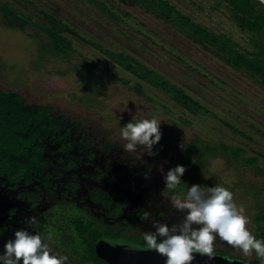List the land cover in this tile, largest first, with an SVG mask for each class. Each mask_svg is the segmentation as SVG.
<instances>
[{
    "label": "rangeland",
    "instance_id": "obj_1",
    "mask_svg": "<svg viewBox=\"0 0 264 264\" xmlns=\"http://www.w3.org/2000/svg\"><path fill=\"white\" fill-rule=\"evenodd\" d=\"M0 1L9 3L32 23H43L40 11L58 18L79 34V37L64 34L72 41L70 58L85 56L97 67L108 71L98 83L101 95L97 97L82 90L79 72L70 68L67 59L49 55L39 63L36 56L42 35L36 29H7L0 25L2 91H16L27 104L52 106L72 122L89 124V129L97 132L98 142L112 141L120 146L127 143L121 137V127L131 121L155 117L161 121L162 133V140L152 149L156 154L148 155L143 146H138L131 154L153 164L160 172L159 180L163 185L164 174L173 167L172 154L165 153L164 145L186 143L194 135L201 136L204 143L236 145L245 151V157H254L258 167L264 169V80L227 62L213 43L202 40L189 28L180 30L173 27L149 8L129 0ZM166 2L171 18L177 13L183 20L216 34L238 53L250 58L256 54L264 63V53L258 54L253 46L254 36L241 30L230 19L227 3L223 0ZM85 39L112 53L128 54L140 64H145L153 73L160 74L198 99L204 109L191 116L164 92L134 78ZM121 77L128 82L119 83L117 79ZM139 91L153 102L142 98ZM88 97L94 102L80 101ZM157 103L164 104L168 111H162ZM182 120L188 124L184 125ZM205 163L203 174L194 170L192 175L216 173L228 183L234 202L244 208L249 221L246 227L249 228L250 205L255 200L261 203L263 200L264 203V183L255 185L254 191L260 197L248 191L243 196L241 189H237L240 181L235 184L242 170L247 174L243 166H229L221 158ZM161 166L163 173L159 170ZM239 254L250 258L241 252Z\"/></svg>",
    "mask_w": 264,
    "mask_h": 264
},
{
    "label": "trees",
    "instance_id": "obj_2",
    "mask_svg": "<svg viewBox=\"0 0 264 264\" xmlns=\"http://www.w3.org/2000/svg\"><path fill=\"white\" fill-rule=\"evenodd\" d=\"M131 3L143 5L157 16L163 17L173 27L177 29L189 28L200 35L201 39L213 43L224 55V59L232 63L237 69H245L252 75L264 80V63L258 55L253 58L238 53L228 42H222L219 36L202 28L200 25L183 20L181 16L175 13L171 18L169 5L166 0H129ZM227 3V12L238 27L254 36L253 46L258 54L264 53V3L259 0H223ZM43 23H32L21 12H18L7 2L0 1V25L7 29L24 30L26 27H33L41 35V42L38 44V54L36 57L39 63L47 56L67 59L70 68L79 72L80 87L83 91L101 95L98 83L108 73L106 69H101L85 56L78 55L77 58H70L73 54L72 41L64 34L79 37V34L67 24L58 20L51 14L40 11ZM96 49V43L85 39ZM48 50V51H47ZM100 52L113 61L116 65L121 66L130 73L134 78L141 79L148 85L164 92L173 102L180 105L191 116L198 115L204 109L198 99L192 98L183 89L165 79L158 73H153L143 64L137 62L134 58L129 57L123 52L112 53L105 50ZM41 61V62H40ZM263 61V60H262ZM58 72V70H57ZM60 73V72H58ZM62 73V72H61ZM115 77L114 75H111ZM117 81L128 82V79L121 77ZM138 92V91H137ZM142 98L149 102L147 96L139 91ZM80 101L94 102L91 97ZM166 111L165 105H161ZM58 109L52 106L38 104H27L21 95L16 91H2L0 89V177L8 179L10 182L16 181L17 178H24L25 182L29 180V175L35 174L43 181L46 180V164L42 159L45 152V141L50 136L52 143L58 144L55 152L64 154L70 150L71 137L70 130L63 126L64 117L60 115ZM224 125L227 126L226 123ZM232 130L237 131L232 128ZM162 140V138H161ZM165 141V140H164ZM163 141V142H164ZM163 149L170 151H180L181 165L185 167V174L181 177V184L175 190L165 187L166 193L173 198L176 195L184 197L188 187L200 185L202 187H212L220 185L228 187V183L219 178L218 174H203L207 162V156L213 153L215 156L222 157L225 162L233 160L234 162L253 165V158L245 159L242 157L245 152L236 145H213L205 146L198 138L193 139L190 144L185 145L183 150L172 145H164ZM56 161L60 162L56 157ZM67 167H73V162L67 161ZM254 167V166H253ZM200 170L201 174L196 177L192 171ZM258 172H263L259 170ZM264 173V172H263ZM234 188V187H232ZM245 188L238 185L237 189ZM247 189H256L255 185L247 186ZM49 225L40 223L44 229L46 237L51 236L50 242L54 243L73 264H107L102 261L94 252V245L98 238L102 236L120 237V233H114L107 229L99 228L97 222L91 216H83L73 205L70 208L53 209V216L47 219ZM252 233L257 239L264 240V205L256 203L252 217ZM139 244H145L144 241ZM1 256V255H0ZM0 264H4L0 260ZM19 264H22L19 262Z\"/></svg>",
    "mask_w": 264,
    "mask_h": 264
},
{
    "label": "flooded vegetation",
    "instance_id": "obj_3",
    "mask_svg": "<svg viewBox=\"0 0 264 264\" xmlns=\"http://www.w3.org/2000/svg\"><path fill=\"white\" fill-rule=\"evenodd\" d=\"M97 50L108 51L100 46ZM156 105L162 108L161 105L164 104L157 103ZM162 111L167 112L164 108ZM60 115L64 117L63 126L70 130L69 140L72 146L64 154H58L55 152L58 144L52 143L50 136H47L44 142L46 150L42 154V159L47 163L45 177L48 181H42L39 176L32 173L27 182L22 177L17 178L15 183L0 177L1 256L4 252V244L9 239H14V233L20 229H27L33 235L40 234L42 241L52 249V254L65 256L54 243L50 242L40 226V223L45 225L47 219L52 218L53 209L56 206L68 209L70 205H73L83 216L93 217L99 228L121 234L120 237L102 236L98 238L94 245V252L99 241L147 247L143 234L155 231L152 227L154 223L166 222L171 226L182 221L186 212L182 213L173 208L172 198L166 193L165 184L160 183V172L153 164L124 152V146H120L117 142L106 140L98 142L97 132L89 129V124H78L66 118L64 114ZM182 122L184 125L188 124L184 120ZM195 138L201 140L205 146L218 145L211 142H208L210 144L204 143L203 138L198 135H194L186 143L170 145L181 149V144L188 145ZM165 153H171L173 157V167L170 169L181 165L180 151L166 150ZM56 157L60 162L56 161ZM242 157L253 158V165L233 160L225 162L222 157L215 156L213 153L207 156V161L221 158L229 166H243L247 174L242 170L235 184L240 181L239 185L246 188L253 185L262 186L264 169H262L263 172H258L261 169L254 157L244 155ZM68 160L73 162V167L66 166ZM255 180L256 183H253ZM225 188L229 190L228 187ZM254 190L256 191V189L242 188L240 194L244 196L248 191L249 194L260 197V194L255 193ZM255 195H253L254 198ZM256 203L264 205L263 200L262 203L255 200L250 205L251 220L248 230L251 233L253 210ZM31 218H35V224L30 222ZM47 224L49 225L48 222ZM193 227L199 226L194 225ZM142 241L145 244H139ZM105 242L100 243L99 246L107 245ZM239 252L219 237L214 241V255L231 260L236 259L244 264H264V260L257 258L255 252L250 258L241 257ZM20 262L23 264L22 260ZM66 264L73 263L68 259Z\"/></svg>",
    "mask_w": 264,
    "mask_h": 264
},
{
    "label": "clouds",
    "instance_id": "obj_4",
    "mask_svg": "<svg viewBox=\"0 0 264 264\" xmlns=\"http://www.w3.org/2000/svg\"><path fill=\"white\" fill-rule=\"evenodd\" d=\"M264 3V0H260ZM161 121L155 117L128 122L121 127V137L127 141L123 151L135 152L138 146L148 155H155L153 146L162 138ZM183 150L184 145H180ZM163 173V166L159 168ZM185 167L177 165L164 174L165 187L175 190L181 184ZM175 210L186 215L179 223L171 226L166 222L152 225L155 231L145 232L143 239L147 250H154L166 257L165 264H192L195 254L214 258V241L217 237L245 257L255 252L257 258L264 260V240L257 239L246 227L248 218L244 208L234 202L233 193L223 186L188 187L186 196L176 195L172 198ZM32 224L36 223L31 218ZM194 225L199 227H193ZM49 239L51 236L49 235ZM0 260L4 264H66L68 257L52 254V249L42 241L40 234L33 235L27 229L14 233V239L4 244Z\"/></svg>",
    "mask_w": 264,
    "mask_h": 264
},
{
    "label": "water",
    "instance_id": "obj_5",
    "mask_svg": "<svg viewBox=\"0 0 264 264\" xmlns=\"http://www.w3.org/2000/svg\"><path fill=\"white\" fill-rule=\"evenodd\" d=\"M260 1V0H259ZM105 241H99L95 247L96 255L107 264H165L166 257L161 256L154 250H147V247L131 246L127 243H108L105 246L107 256L100 254L98 246ZM192 264H244L236 259H228L214 255L213 259L207 256L195 254Z\"/></svg>",
    "mask_w": 264,
    "mask_h": 264
},
{
    "label": "bare ground",
    "instance_id": "obj_6",
    "mask_svg": "<svg viewBox=\"0 0 264 264\" xmlns=\"http://www.w3.org/2000/svg\"><path fill=\"white\" fill-rule=\"evenodd\" d=\"M105 246H107V245H105ZM105 246H102V247L98 246V250H99L100 254H103L104 256L107 254V251L104 249Z\"/></svg>",
    "mask_w": 264,
    "mask_h": 264
}]
</instances>
